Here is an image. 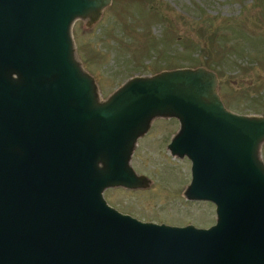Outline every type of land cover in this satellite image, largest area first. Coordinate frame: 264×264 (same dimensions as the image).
I'll return each instance as SVG.
<instances>
[{
	"label": "water",
	"instance_id": "obj_1",
	"mask_svg": "<svg viewBox=\"0 0 264 264\" xmlns=\"http://www.w3.org/2000/svg\"><path fill=\"white\" fill-rule=\"evenodd\" d=\"M110 0H0V264H264V116L236 114L202 67L132 77L104 101L75 58L73 23ZM155 118L179 130L185 197L215 204L208 229L141 222L107 188Z\"/></svg>",
	"mask_w": 264,
	"mask_h": 264
},
{
	"label": "rangeland",
	"instance_id": "obj_2",
	"mask_svg": "<svg viewBox=\"0 0 264 264\" xmlns=\"http://www.w3.org/2000/svg\"><path fill=\"white\" fill-rule=\"evenodd\" d=\"M71 35L102 101L132 77L202 67L215 74L226 109L264 116V0H110L94 24L76 20ZM178 130L173 118L153 119L129 162L146 185L107 188L103 196L142 222L207 229L215 206L186 199L191 163L168 150Z\"/></svg>",
	"mask_w": 264,
	"mask_h": 264
},
{
	"label": "bare ground",
	"instance_id": "obj_3",
	"mask_svg": "<svg viewBox=\"0 0 264 264\" xmlns=\"http://www.w3.org/2000/svg\"><path fill=\"white\" fill-rule=\"evenodd\" d=\"M73 26V25H72ZM72 29V28H71Z\"/></svg>",
	"mask_w": 264,
	"mask_h": 264
}]
</instances>
